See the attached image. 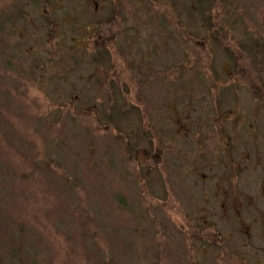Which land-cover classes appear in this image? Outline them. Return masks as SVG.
<instances>
[{
	"label": "rangeland",
	"instance_id": "rangeland-1",
	"mask_svg": "<svg viewBox=\"0 0 264 264\" xmlns=\"http://www.w3.org/2000/svg\"><path fill=\"white\" fill-rule=\"evenodd\" d=\"M199 1L0 0V264H264V0Z\"/></svg>",
	"mask_w": 264,
	"mask_h": 264
},
{
	"label": "trees",
	"instance_id": "trees-1",
	"mask_svg": "<svg viewBox=\"0 0 264 264\" xmlns=\"http://www.w3.org/2000/svg\"><path fill=\"white\" fill-rule=\"evenodd\" d=\"M189 1V8L196 6V5H200V10H198V13L201 11V14L203 13V3L199 4V0H186ZM238 0H220L221 2V6L223 7V10L225 11L224 13H222V17L221 19H216V20H222L223 18V24L222 26L216 24L213 19L210 21H207V31H208V37L209 39L214 41V44H216V46H218L217 43V38L219 36H222V34H224L225 36H227V32H226V28L224 26H229V27H233L235 30L237 29L234 26L232 17L236 16L237 11L239 10V7L237 6ZM41 3V2H40ZM42 4V3H41ZM192 9V8H191ZM197 13V14H198ZM195 14V16L197 15ZM13 16H16L15 12L13 14ZM19 16V13H18ZM214 18H219V16L216 14L214 16ZM13 21V19H11ZM240 23H242L240 21ZM241 26V25H240ZM244 29V30H243ZM248 29V28H246ZM15 32L17 33V29H15ZM238 30V29H237ZM243 30V31H241ZM239 35L242 36V41L239 42V40L237 41V43H239L237 46H241L244 52H247L250 54V59H252L251 61V65H252V70L255 71L256 70V76L254 77V80H257L258 82L256 83V85L252 86L253 91H255V93L257 94V96L261 99H263L264 101V51L262 52V49H264V37L258 32V31H253L251 32L249 29L245 31V28H241ZM245 33V34H243ZM234 38V37H233ZM222 48H220L222 51H225V54H229L231 52V49H229V44H220ZM233 55V54H232ZM45 60H49L51 59V57L49 55H45L44 56ZM236 64L239 63V60L234 59ZM107 122L115 125L116 120H114L111 117H107ZM145 134V133H143ZM128 135L123 134V133H119L118 135V140L120 139H124V140H128V138L126 137ZM135 149V148H133ZM139 150L135 149L134 153H138ZM128 152L131 153V151L129 150ZM133 155H136L134 154ZM48 160L51 158H47ZM118 203L123 204L122 201L120 200V198H118Z\"/></svg>",
	"mask_w": 264,
	"mask_h": 264
}]
</instances>
